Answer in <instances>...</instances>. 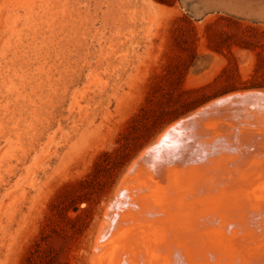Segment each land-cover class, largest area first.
I'll use <instances>...</instances> for the list:
<instances>
[{
  "label": "rangeland",
  "instance_id": "1",
  "mask_svg": "<svg viewBox=\"0 0 264 264\" xmlns=\"http://www.w3.org/2000/svg\"><path fill=\"white\" fill-rule=\"evenodd\" d=\"M262 98L264 0H0V264H93L140 158L253 152Z\"/></svg>",
  "mask_w": 264,
  "mask_h": 264
},
{
  "label": "bare ground",
  "instance_id": "2",
  "mask_svg": "<svg viewBox=\"0 0 264 264\" xmlns=\"http://www.w3.org/2000/svg\"><path fill=\"white\" fill-rule=\"evenodd\" d=\"M227 101L244 102L218 100L192 119L211 117L205 123L214 128L213 106L225 111ZM225 126V131L214 130L215 136H207L214 151L206 161L204 154L195 157L191 151L168 159L157 158L159 154L141 156L128 171L129 188L117 195L121 206L110 210L114 223L107 232L104 229L93 264H264V140L255 151L236 156L234 126ZM202 131L198 132L204 135ZM203 143L195 139L194 146Z\"/></svg>",
  "mask_w": 264,
  "mask_h": 264
}]
</instances>
